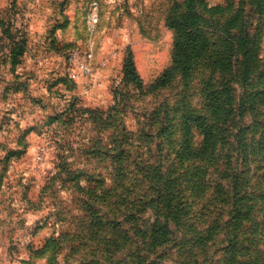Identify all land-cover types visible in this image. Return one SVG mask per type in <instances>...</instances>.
<instances>
[{
    "label": "rangeland",
    "instance_id": "obj_1",
    "mask_svg": "<svg viewBox=\"0 0 264 264\" xmlns=\"http://www.w3.org/2000/svg\"><path fill=\"white\" fill-rule=\"evenodd\" d=\"M184 18L216 30V35H208L210 44H215L214 67L196 66L199 54L194 47L187 53L192 59L187 73L181 65L173 67L176 34L172 26ZM228 38L242 47L235 54V70L228 68L227 51H234L226 43ZM181 44L187 52L188 45ZM75 52L79 59H74ZM88 54L91 75L81 67ZM129 58L140 89L125 76ZM171 68L170 79L153 86ZM115 101L114 120L103 117L102 123L93 124L84 113L105 116ZM78 112L82 118L71 122ZM187 115L206 117L212 121L211 128L224 135L210 162L175 157L187 141L197 147L201 140L204 126L198 124V129H191L194 139H186L182 121ZM148 117H153L154 126L145 148L151 150L154 166L166 160L164 166L169 167L176 159L179 184L175 188L189 183L194 167L200 168L205 180L217 184L225 169L236 168L245 177L250 174L245 164L217 166L215 159L230 155L237 139L242 143L251 127L256 129L254 153L259 151L264 131V0H0V264H76L81 254L69 255L67 242L42 255L34 253L49 238L77 229L71 219L76 220V201L61 189V180L52 179L58 147L80 149L70 153L71 170L96 166L100 169L96 175L104 178V160L84 151L100 140L102 145L96 149L105 152L112 128L147 132ZM160 124L166 132L155 130ZM255 159L253 169L259 175ZM210 195L211 191L186 192L191 217L183 224L196 229L214 224L218 207L210 209L211 215L204 209ZM154 215L150 209L142 214L141 226ZM216 257L220 262L223 254Z\"/></svg>",
    "mask_w": 264,
    "mask_h": 264
},
{
    "label": "trees",
    "instance_id": "obj_2",
    "mask_svg": "<svg viewBox=\"0 0 264 264\" xmlns=\"http://www.w3.org/2000/svg\"><path fill=\"white\" fill-rule=\"evenodd\" d=\"M206 27L193 18L174 21L172 29L176 41L173 67L181 65L184 73H187L192 61L187 53L193 47L199 54L195 60L196 66H215L211 50L215 44H210L213 40L208 35H216L217 32L212 26H208V30ZM184 41L188 45L187 52L182 48L181 42ZM234 42L231 38L226 40L229 46H234V51H227L228 68L233 70L237 62L235 54L242 48L240 43ZM171 72L172 68L158 77L153 86L164 85L170 79ZM125 76L138 89L142 88L131 58L125 61ZM212 104L213 110L216 109ZM117 105L118 101H115V106L105 116H94L91 111L84 113L92 117L93 124H100L103 117L106 120L116 118ZM79 114L71 122L81 119ZM145 122L148 131H139L137 134L127 132L123 127L112 128V133L106 138L109 146L105 152L96 149L98 144L102 145L100 140L95 144L92 140L93 147L84 152L87 156L104 160V178L96 175L97 170H100L96 166L87 171L71 170L68 163L70 153L80 149H66L65 144L59 145V161L52 179L61 180V189L69 191L75 199L76 220L74 216L71 219L77 229L73 234L61 233L62 236L49 238L34 253L42 255L48 249L67 242L69 255L81 254L76 264H264V131L260 135L259 151L256 153L253 148L256 129L251 127L242 143L240 138L237 139L238 144L230 150V155L227 150V155L222 159H215L217 166L221 163L235 168L239 163L241 166L245 164V171L250 176L245 177L236 168L225 169L220 172L221 182L217 184L205 180L203 173L198 170L200 168L194 167L189 174V183L179 189L175 188L179 184L176 159L169 167L164 166L166 160L158 166L151 163L152 153L145 148V144L150 142L151 135L148 133L153 129L154 119L148 117ZM211 123L206 117L187 115L182 121L188 134L186 139H194L195 132H191V129L198 124L199 127L204 126L199 134L201 140L197 147L187 141L184 149L176 153L175 157L181 159L185 155L192 163L210 162L217 151L216 144L225 140L222 132L211 128ZM162 126L160 124L155 130L166 132V127L162 129ZM87 143L90 144L91 139ZM254 156L259 161V175L253 169ZM192 189L200 194L211 191L208 199L210 203L204 208L210 215L213 214L210 209L218 207L214 224L206 229L183 224L191 215L187 211L189 205L184 195ZM139 190H142L141 195ZM214 193L216 196L213 198ZM149 209L154 210L155 215L142 227L139 223L141 215ZM200 216L204 217V214ZM186 236L189 239L186 240ZM220 252L223 257L219 262L216 255Z\"/></svg>",
    "mask_w": 264,
    "mask_h": 264
},
{
    "label": "built area",
    "instance_id": "obj_3",
    "mask_svg": "<svg viewBox=\"0 0 264 264\" xmlns=\"http://www.w3.org/2000/svg\"><path fill=\"white\" fill-rule=\"evenodd\" d=\"M92 20H93V23L97 22L96 15L92 16ZM73 56H74V59H79L77 52H75ZM90 58L91 56L89 54L85 55L83 58V61L81 62L82 72L86 75H91L92 73L91 67L87 64V61H89Z\"/></svg>",
    "mask_w": 264,
    "mask_h": 264
}]
</instances>
